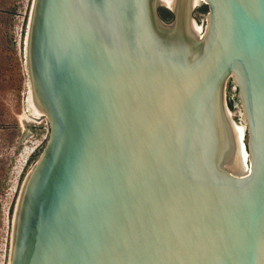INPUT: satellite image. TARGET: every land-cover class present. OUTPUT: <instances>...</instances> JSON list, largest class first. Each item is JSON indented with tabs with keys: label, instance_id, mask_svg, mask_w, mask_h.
I'll use <instances>...</instances> for the list:
<instances>
[{
	"label": "water",
	"instance_id": "obj_1",
	"mask_svg": "<svg viewBox=\"0 0 264 264\" xmlns=\"http://www.w3.org/2000/svg\"><path fill=\"white\" fill-rule=\"evenodd\" d=\"M23 56L6 264H264V0H31Z\"/></svg>",
	"mask_w": 264,
	"mask_h": 264
},
{
	"label": "rangeland",
	"instance_id": "obj_2",
	"mask_svg": "<svg viewBox=\"0 0 264 264\" xmlns=\"http://www.w3.org/2000/svg\"><path fill=\"white\" fill-rule=\"evenodd\" d=\"M30 1L0 0V264H6L11 213L19 186L47 135L46 120L27 108L23 41ZM202 6L194 8L192 17L200 24L198 15L202 14L203 26L206 8L201 10ZM231 85L226 83V102L235 97ZM229 109L231 118L241 123L237 108Z\"/></svg>",
	"mask_w": 264,
	"mask_h": 264
},
{
	"label": "trees",
	"instance_id": "obj_3",
	"mask_svg": "<svg viewBox=\"0 0 264 264\" xmlns=\"http://www.w3.org/2000/svg\"><path fill=\"white\" fill-rule=\"evenodd\" d=\"M205 5L204 6H202L200 9L201 10H205ZM160 13V15L162 16V18L164 19V18H166V19H170L171 18V14L166 10V9H164V8H159V10H158ZM159 15V16H160ZM165 19V20H166ZM228 106H229V108L231 107L230 106V104L228 103Z\"/></svg>",
	"mask_w": 264,
	"mask_h": 264
},
{
	"label": "flooded vegetation",
	"instance_id": "obj_4",
	"mask_svg": "<svg viewBox=\"0 0 264 264\" xmlns=\"http://www.w3.org/2000/svg\"><path fill=\"white\" fill-rule=\"evenodd\" d=\"M235 99V97L234 98H231L230 99V101L229 102H227V103H229L230 104V106H232V101Z\"/></svg>",
	"mask_w": 264,
	"mask_h": 264
},
{
	"label": "bare ground",
	"instance_id": "obj_5",
	"mask_svg": "<svg viewBox=\"0 0 264 264\" xmlns=\"http://www.w3.org/2000/svg\"><path fill=\"white\" fill-rule=\"evenodd\" d=\"M200 1H203V0H200ZM40 116V115H39ZM26 117V116H25ZM236 125H238L239 123H236V122H234ZM240 124H242V123H240Z\"/></svg>",
	"mask_w": 264,
	"mask_h": 264
}]
</instances>
